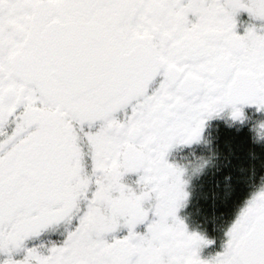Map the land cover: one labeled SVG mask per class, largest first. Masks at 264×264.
Masks as SVG:
<instances>
[{"label":"snow or ice","instance_id":"snow-or-ice-1","mask_svg":"<svg viewBox=\"0 0 264 264\" xmlns=\"http://www.w3.org/2000/svg\"><path fill=\"white\" fill-rule=\"evenodd\" d=\"M242 109L264 0H0V264H264V177L208 255L180 215L173 151Z\"/></svg>","mask_w":264,"mask_h":264},{"label":"flooded vegetation","instance_id":"flooded-vegetation-1","mask_svg":"<svg viewBox=\"0 0 264 264\" xmlns=\"http://www.w3.org/2000/svg\"><path fill=\"white\" fill-rule=\"evenodd\" d=\"M242 121L231 119L225 112L220 119L207 122L201 140L188 147L177 146L172 153L173 161L186 173L189 202L185 209L180 210L186 216L191 229H197L216 243L205 248L204 255L218 250L223 229L234 218L239 207L247 199L255 186H259L264 177V115H257L242 109ZM247 125V129H242ZM244 155V156H242ZM247 158L246 163H233ZM233 160V162H231ZM228 170H232L231 175ZM239 187L233 195L234 206L226 214H205L202 206L207 207V186ZM202 210V211H201ZM63 228L51 234L53 240L62 239ZM48 237L45 236L46 240Z\"/></svg>","mask_w":264,"mask_h":264},{"label":"trees","instance_id":"trees-1","mask_svg":"<svg viewBox=\"0 0 264 264\" xmlns=\"http://www.w3.org/2000/svg\"><path fill=\"white\" fill-rule=\"evenodd\" d=\"M244 156V155H242ZM233 162V160H231ZM246 163L248 162L247 158L234 161L233 163ZM228 174L231 175L232 170H228ZM235 185L230 186H207L206 195H207V207L204 209L205 214H222L227 213L231 210V207L234 206L233 195L236 192Z\"/></svg>","mask_w":264,"mask_h":264},{"label":"rangeland","instance_id":"rangeland-1","mask_svg":"<svg viewBox=\"0 0 264 264\" xmlns=\"http://www.w3.org/2000/svg\"><path fill=\"white\" fill-rule=\"evenodd\" d=\"M203 204H206V203H203ZM202 210L204 211V208H203V206H202ZM202 210H201V211H202Z\"/></svg>","mask_w":264,"mask_h":264}]
</instances>
